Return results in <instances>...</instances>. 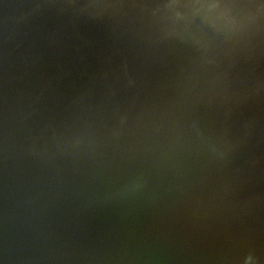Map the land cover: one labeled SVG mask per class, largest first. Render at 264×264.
Masks as SVG:
<instances>
[{"label":"water","instance_id":"1","mask_svg":"<svg viewBox=\"0 0 264 264\" xmlns=\"http://www.w3.org/2000/svg\"><path fill=\"white\" fill-rule=\"evenodd\" d=\"M108 1L109 5L102 11L105 14L94 17L90 13L94 0H0V90L10 89L3 96L6 107L0 109V204H4L0 210V264H157L156 253L160 258L167 253L171 255L163 264H187L195 257H203V260L195 259L192 264H243L252 257L246 255L242 241L235 242L239 238L236 235L242 232L244 224L248 223V228L260 224L263 216L254 218L257 207L253 202L250 211L245 213L244 223V218H240L235 227L230 225L232 234L227 233L229 225L221 230V206L227 201L229 211L239 201L234 195L235 182L228 178L224 180L219 194L206 196L211 201L219 195L212 201L210 209L201 211L196 209V202L201 200L193 199L192 203L195 202L189 208L184 207V201L190 195V190L187 191L180 212L185 213L175 220V227L172 226L175 217H170L171 221L166 219L164 224L150 217L155 201H146L145 188H142L149 179L147 177L156 178L163 172L159 164L166 155L153 149L158 148L154 134L160 123V131L163 124L173 122L174 128L184 131L190 140L195 139L194 143H203L198 165L207 158L204 154L208 137L207 140L203 136L197 137L200 127H194L189 112L179 108L182 92L176 93L173 98L176 106L171 107V95L160 89L161 83L165 81L169 91L173 86H170L173 82L170 80L177 79L181 64L187 63L182 72L190 80L185 92L190 101L197 104L208 96L223 95L224 92L217 91L223 83L227 84V80L233 81L231 74L221 72L223 78L221 76L217 88L202 86L203 98L199 99V94L189 89L194 77L197 78L188 65L193 56L181 63L180 60L172 63L163 49L153 48L151 43L141 56L136 55L134 61L131 60L134 66L130 71H141L136 79L129 84L123 82L130 99L136 84L143 87V91L151 88L152 112L147 113L146 122L139 114V121L145 125L141 127L139 121H134L133 127L130 122L136 135L129 144H126L127 134H132L126 132L129 119L125 129L108 135L114 142L106 143L94 134L96 121L99 120L100 126V119L108 115L104 111H99L101 116L95 118L93 128H85L92 111V91L96 89L94 95H101L103 110L114 95L123 90L118 86L125 68L116 67L115 57L122 48L120 39L128 31L117 34L119 29L113 32V28H121L122 19L129 18L125 10L130 0H123L115 15L113 9L118 3ZM154 14V11L149 13L152 22L158 18L153 17ZM79 27L81 31H77ZM164 31L163 34L168 35L172 28L167 25ZM67 36H71L68 38L70 43L64 40ZM136 37L142 39L140 33ZM229 62L231 66L234 60ZM4 63L10 66L9 69L1 67ZM214 69L217 67L211 70ZM145 79L149 82L144 84ZM209 89L211 91L206 94ZM181 105H185V101ZM260 105L264 109V102ZM135 108L131 106L130 109ZM221 120L223 126V118ZM208 121L206 118V123ZM220 126L217 124L218 129ZM144 129L151 136L147 141L138 137V131ZM119 133L121 139L117 142ZM138 140L139 144H136ZM229 142L233 144L235 140L232 138ZM133 144L138 146V151L147 147L145 151L155 159L147 169L142 170L141 164L136 163L139 153L135 156V151L127 152ZM152 151L156 154H151ZM251 152L247 154L250 156ZM131 162L135 163L133 174L145 173L142 179L133 178ZM205 165L202 170L209 173V177L213 173H222L213 157ZM8 173H11L10 177ZM250 185L246 183L247 188ZM130 186L135 190L134 201L129 200ZM178 203L173 200L170 206ZM22 205H28L31 211ZM210 213L215 220L212 225L207 223ZM186 215L192 217L182 229L187 237L183 238L182 233V241H179L181 239L175 237L172 227L179 228L187 219ZM182 251L184 259L178 260ZM94 255L98 256V261Z\"/></svg>","mask_w":264,"mask_h":264},{"label":"bare ground","instance_id":"2","mask_svg":"<svg viewBox=\"0 0 264 264\" xmlns=\"http://www.w3.org/2000/svg\"><path fill=\"white\" fill-rule=\"evenodd\" d=\"M104 2L106 3L101 5ZM121 2L123 0H116L118 6L113 9L114 15L120 9L118 7L121 6ZM108 3H110L108 0H94L90 13L94 17L105 14L102 11L109 5ZM150 11H154L153 17L158 16L155 22L149 18ZM125 13L129 14V18L122 19L121 28L116 26L113 28V32L119 29L117 34L124 30L128 31L121 37L120 46L122 48L115 57L116 67L119 65L125 68L119 79V81L122 80L121 85L118 86V89L123 87V90L115 94L113 99L108 101V106L101 110L103 100H101V95L99 97L94 95L96 92L94 89L91 101L92 111L86 119L85 128L88 130L93 128L95 118L100 115L101 111H104L108 115L100 119V126H98L99 120L96 121L97 124L93 128L95 137L106 140V143L114 142L108 135L118 129H125V122L129 119L126 122L129 129L126 132L131 131L132 134H127L126 144L133 140L136 135V131L133 130L134 121L140 120L139 114L145 121L147 113L152 112L154 104L152 103L151 88L149 91H143V87L136 84L137 87L130 99L129 90H125L123 82L129 84L136 79L141 71H130V68L134 66L131 60L134 61L136 55L141 56L151 43L154 44L153 48L163 49L167 59L172 63H175L176 60H180L181 63L187 57L193 56L191 61H188V65L191 67V72L194 70L197 78L194 77V82L189 85V89H192L194 94L198 93L199 99L203 98L202 86H208L210 89L217 88L222 80L221 72L225 73L226 71L231 74L234 77L233 81L227 80V84L223 83V86L217 91L218 93L224 92L223 95L208 96V99L197 104L194 100L190 101L191 98L185 92L187 82L190 80L182 72L187 67V63L181 64L182 69L179 77L177 79L173 77L170 80H173L170 83V86L172 84L173 86L169 91L167 83L165 81L161 83L160 89L167 92V95H171L169 97V106L171 107L176 106L175 100H173L176 93L182 92L183 98L179 102V108L189 112V115L192 116L190 120L195 122L194 127H200L196 136H203L204 139L208 137L209 144L204 154L207 158L198 165L197 159L199 152L203 151V147H201L203 143H194L195 139L194 141L190 140L188 136L184 135V131L176 130L173 122L163 124V129L160 131L162 125L160 123L159 127H155L156 133L154 134V140L159 142L158 148L153 147V149L160 152V155H166L159 164V169L163 172L158 173L156 178L147 177L149 179H147V183L145 180V187L142 188H145L146 201L148 199L155 201L150 217H155L161 224H164L166 219L171 221L170 217H175L172 219V226L175 227V220L185 213H180L184 203V207L189 208L195 202L192 203L193 199L201 200V202H196V209H210L212 201L219 195L211 201L206 196L217 194L221 184L227 178L232 180L236 184V186L233 184L234 195L239 201L237 206L229 211H227V201L221 206L222 210L219 213V217H221L219 224L222 223L221 230L228 228V225L235 227L238 219L244 218L245 213L251 209V203L255 202L254 206L257 209L254 210L256 213L254 218L260 219L258 217L262 215L263 221L257 226H249L250 228L247 227L248 223L244 224L242 232H238L236 235L239 238L235 242L242 241L246 246V255L252 257L243 261V264H264V109L263 106L260 107V104L264 102V0H130V5ZM167 25L172 28V31L165 35L163 32ZM77 31H81V28L79 27ZM138 33L141 34L142 39L136 37ZM70 37L67 36L64 40L70 43L68 39ZM110 39L114 42L112 37ZM164 39L166 42H163ZM211 60H213L212 63H209ZM230 60H234L233 66H230ZM1 67L9 69L10 66L4 63ZM213 67H217V69L211 70ZM115 72L117 73V71ZM146 81L148 79L144 80V84ZM213 85L215 86L213 87ZM210 89L206 94L211 91ZM9 90V88L0 90V109L2 106L6 107V98L3 96L8 94ZM184 101L185 105H181ZM131 106H136V108L131 110ZM216 114L217 117H215ZM194 118L196 120H193ZM206 118L209 120L207 123ZM221 118L224 121L223 126ZM103 119L104 121H102ZM130 122H133V127ZM139 122L141 127L145 125L141 121ZM217 124H221V129H218ZM138 137L147 141L151 136L144 129L141 132L138 131ZM232 138L235 140L233 144L229 142ZM117 139H121L120 133L116 136ZM140 140L136 144H139ZM136 144H133L132 148H128L127 152L135 151V156L139 153L140 158L136 163L141 164L142 170L147 169L155 159L146 152L147 147L143 150H136L138 148ZM22 146L20 145V148ZM250 150L252 152L249 156L247 152ZM196 152H198V156H196ZM212 157L222 168V173H213L209 177V173L206 174L202 169L207 166L206 162ZM134 166L135 163L131 162L130 171L132 174L135 173ZM142 175L145 173L133 174V178L142 179ZM10 176L11 173H8V177ZM248 182L251 185L247 188L246 183ZM129 191L131 197L129 200L134 201L133 186L129 187ZM187 191L190 192V195L183 203V196ZM205 192L207 193L205 194ZM142 199L141 197V202ZM173 200H177L179 203L170 206ZM219 202L216 203L219 204ZM18 205L19 203L16 206ZM202 205L204 206L202 207ZM22 206H27L28 211H31V207L28 205ZM3 208L4 204H0V210ZM161 211L163 215H161ZM145 216L147 217L146 214ZM186 218L180 224L181 226L177 225L180 226L179 228L172 227L175 237L181 239L179 241H182V233L183 238L187 237L182 229L192 217L186 215ZM214 221L213 215L208 214L207 223L212 225ZM192 229L194 230V228ZM221 230L219 231L222 232ZM227 233L229 235L233 233L231 226L229 231L227 229ZM170 235L171 227L168 228V236ZM183 253L184 251L179 254L178 260L184 259ZM147 255H149L148 252ZM94 256L98 261V256ZM155 256L157 264L166 263L164 261L171 257L169 253L167 256L164 254L162 258L159 253H156ZM195 259L202 261L203 257L190 259L187 264H192ZM237 259L240 260V256H237Z\"/></svg>","mask_w":264,"mask_h":264}]
</instances>
